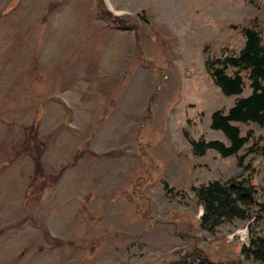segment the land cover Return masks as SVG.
Listing matches in <instances>:
<instances>
[{
	"label": "rangeland",
	"instance_id": "obj_1",
	"mask_svg": "<svg viewBox=\"0 0 264 264\" xmlns=\"http://www.w3.org/2000/svg\"><path fill=\"white\" fill-rule=\"evenodd\" d=\"M250 26L264 0H0V264H255L264 124L226 158L191 144L228 145L211 115L246 72L225 96L206 60ZM214 180L246 181L251 219L200 229Z\"/></svg>",
	"mask_w": 264,
	"mask_h": 264
},
{
	"label": "trees",
	"instance_id": "obj_2",
	"mask_svg": "<svg viewBox=\"0 0 264 264\" xmlns=\"http://www.w3.org/2000/svg\"><path fill=\"white\" fill-rule=\"evenodd\" d=\"M113 22L119 20L114 18ZM241 34L243 42L236 54L206 60V66L211 81L223 95L233 96L242 92L240 71L246 72L250 93L244 98L235 99L226 114L215 111L211 115L210 129L220 131L228 145L216 140L191 142L197 155H203L210 149L223 158L233 156L247 139V135L240 136L234 124H264V43L260 33L252 26L244 28ZM228 68L232 69L231 74L226 72ZM262 141L264 144V136ZM237 160L240 162L241 156ZM192 191L202 208L199 227L204 231L212 232L221 224L251 219L250 210L255 204L254 191L246 185V181L221 183L214 180ZM240 255L246 261L264 264V237L250 234L247 244L240 247Z\"/></svg>",
	"mask_w": 264,
	"mask_h": 264
}]
</instances>
